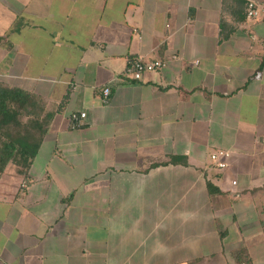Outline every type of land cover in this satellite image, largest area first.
<instances>
[{
	"label": "crops",
	"instance_id": "0c3cea01",
	"mask_svg": "<svg viewBox=\"0 0 264 264\" xmlns=\"http://www.w3.org/2000/svg\"><path fill=\"white\" fill-rule=\"evenodd\" d=\"M134 60L166 66L125 79ZM0 84L46 124L0 175V264H264V14L0 0Z\"/></svg>",
	"mask_w": 264,
	"mask_h": 264
},
{
	"label": "trees",
	"instance_id": "16d2710c",
	"mask_svg": "<svg viewBox=\"0 0 264 264\" xmlns=\"http://www.w3.org/2000/svg\"><path fill=\"white\" fill-rule=\"evenodd\" d=\"M43 119L34 96L0 84V175L15 153L29 161L35 158L38 147L29 141L43 132Z\"/></svg>",
	"mask_w": 264,
	"mask_h": 264
},
{
	"label": "built area",
	"instance_id": "2783aa9c",
	"mask_svg": "<svg viewBox=\"0 0 264 264\" xmlns=\"http://www.w3.org/2000/svg\"><path fill=\"white\" fill-rule=\"evenodd\" d=\"M246 4V18L248 20H254L259 13L264 14V0L257 2L255 0H243ZM165 63L161 61H155L151 63H144L139 60L131 61L128 64L123 77L132 81H142L145 74L161 71L165 67ZM110 89L106 88L102 91V103L107 104L109 100ZM86 118V114L81 112L79 114H72L69 117V127L71 129H77L81 126V122ZM230 152L219 151L210 156L212 165L219 171H225L228 167L227 161L230 159Z\"/></svg>",
	"mask_w": 264,
	"mask_h": 264
}]
</instances>
